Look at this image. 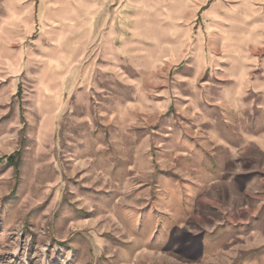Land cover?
Returning <instances> with one entry per match:
<instances>
[{"label": "rangeland", "instance_id": "1", "mask_svg": "<svg viewBox=\"0 0 264 264\" xmlns=\"http://www.w3.org/2000/svg\"><path fill=\"white\" fill-rule=\"evenodd\" d=\"M0 264H264V0H0Z\"/></svg>", "mask_w": 264, "mask_h": 264}, {"label": "trees", "instance_id": "2", "mask_svg": "<svg viewBox=\"0 0 264 264\" xmlns=\"http://www.w3.org/2000/svg\"><path fill=\"white\" fill-rule=\"evenodd\" d=\"M14 157H15V156H10V157L7 159V161L10 163V165H15V164H16V162L14 161Z\"/></svg>", "mask_w": 264, "mask_h": 264}]
</instances>
